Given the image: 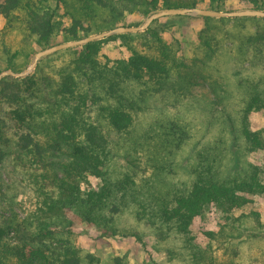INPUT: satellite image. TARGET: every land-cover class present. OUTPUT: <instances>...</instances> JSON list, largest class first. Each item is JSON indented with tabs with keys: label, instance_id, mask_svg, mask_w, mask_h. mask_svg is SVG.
Returning <instances> with one entry per match:
<instances>
[{
	"label": "trees",
	"instance_id": "trees-1",
	"mask_svg": "<svg viewBox=\"0 0 264 264\" xmlns=\"http://www.w3.org/2000/svg\"><path fill=\"white\" fill-rule=\"evenodd\" d=\"M241 1L264 10V0ZM194 7L229 10L228 0H0L5 21L0 29V73L25 70L36 48L53 46L59 32L68 42L125 26L132 15ZM202 20L192 58L182 56L178 41L162 36L153 26L156 20L145 32L110 38L127 40L129 58L101 62L100 40L48 57L26 78L0 79V202L7 194L2 166L9 157L24 169L25 175L19 167L16 171L24 182L27 177L36 198L35 209L22 221L13 209L18 205L15 194L10 197L11 216L0 219V264H100L74 245L71 227L80 221L115 236L119 218L127 214L160 241L180 239L191 264H236L232 258L218 260L210 245H197L192 225L214 207L225 215V227L241 238L242 220L248 215L235 219L233 214L252 203V197L264 195V167L248 163L243 171L225 177L221 155L199 151L186 182L163 181L160 188L156 177L163 175L170 156L191 143V130L179 119L152 121L145 130L136 120L157 95L189 94L200 84L216 93L221 84L208 67L229 41L236 62L262 69L239 84L245 96L233 132L246 154L264 148V129L253 131L249 119L252 112H264V19ZM113 133L118 135L115 142ZM121 150L141 154L150 173L142 174L135 163L138 157L128 159ZM60 155L66 160L56 162ZM88 177L100 180V186L84 189ZM12 232L18 243L9 240ZM207 235L217 240L213 232ZM225 242L230 244L228 236ZM115 264L124 262L117 257Z\"/></svg>",
	"mask_w": 264,
	"mask_h": 264
},
{
	"label": "rangeland",
	"instance_id": "rangeland-1",
	"mask_svg": "<svg viewBox=\"0 0 264 264\" xmlns=\"http://www.w3.org/2000/svg\"><path fill=\"white\" fill-rule=\"evenodd\" d=\"M228 7L229 10L226 11L249 8L241 0H228ZM176 17L158 19L153 26L161 31L162 36L168 42L178 41L182 45L183 57L192 58L193 49L198 42V36L204 27V22L201 17L185 16L188 17L186 19ZM145 19L146 17L137 15L129 16L125 26H139ZM4 22L0 15V29ZM231 27L228 25L226 28L230 29ZM111 37L103 39L104 43L99 54V60L112 62L129 58L127 40L122 37L110 39ZM64 42L63 35L59 32L53 38L52 44ZM227 43L230 42L225 41L223 43L219 56L211 64L209 63L208 67L212 78L218 79L221 84L220 87L217 86L216 93L212 86L200 84L193 87L189 94L157 95L148 102L147 108L136 116L140 129H148L152 121L163 122L165 119H179L182 123H186L191 130L193 137L191 143L174 156H170L165 162L167 169L162 176L156 177V183L160 188L163 181L168 183L186 182L190 178V167L199 151H210L221 155L222 171L225 177L243 171L248 163L264 167V148L246 154L241 141L236 139L235 132H233V125L238 127V114L245 96L244 89L239 84L245 82L253 74H261L262 69L255 70L250 64L236 62L228 51L230 46ZM224 44L228 46L224 47ZM36 49L37 52L42 50L39 47ZM249 119L253 131L264 129V112H252ZM117 136L116 133L112 134V142L116 141ZM119 152L120 155H130L128 159L138 157L135 163L139 165L141 173L145 176L150 173V166L144 165L145 158L142 156L140 159L141 154L135 153L134 150H121ZM120 155L118 159H120ZM12 158L9 157L2 166L3 186L7 194L0 202L1 221H6L11 216L8 207L10 197L14 194L18 200V205L14 206L13 209L20 220H25L36 205L34 194L30 186L26 185L29 180L26 176H24L26 182L20 179L21 173L25 175L24 169L22 166H18L21 173L17 172L18 167L13 165L15 163ZM54 160L56 162L65 161L66 158L60 155ZM119 169H124V165ZM144 169L146 170L144 171ZM100 184V180L88 177L82 187L84 189H97ZM14 187L15 190H13ZM252 201L233 214L235 219L241 218L242 215H248L246 219L242 220L244 231L241 238H236L233 229L225 227V215L216 208L210 207L203 216L197 217L193 222L191 231L195 243L203 248L210 245L214 251V256L221 261H228L232 258L236 264H264V195L254 196ZM257 214L258 216H256ZM257 217H259L260 224ZM117 227L119 232L115 236L105 235L99 228L80 221H76L70 230L74 245L81 250L82 254L91 253L96 256L100 264H115L117 257H120L124 264H191L187 256L181 251L183 242L180 239L160 241L149 227L136 223L130 214L119 218ZM123 232L131 235L124 236ZM208 232L220 234L216 237L217 240H211L207 235ZM132 234L136 236L134 237ZM227 236L230 244L225 242ZM18 239L19 237L15 232L10 233L9 240L11 242L18 243ZM170 252L173 255H170ZM171 256L172 260H169Z\"/></svg>",
	"mask_w": 264,
	"mask_h": 264
},
{
	"label": "water",
	"instance_id": "water-1",
	"mask_svg": "<svg viewBox=\"0 0 264 264\" xmlns=\"http://www.w3.org/2000/svg\"><path fill=\"white\" fill-rule=\"evenodd\" d=\"M170 16H192V17H201V18L208 17V18H217V19H221V18L234 19V18H245V17L264 18V10L248 8L237 11H220V10L200 8V7L168 8V9L155 10L151 12L146 17L145 21L139 26H119L114 29L101 32L95 35H90L78 40H72L64 43L55 44L48 48L42 49L34 55L32 63L27 69L21 72L5 70L0 73V79L5 77H13L20 79L26 78L35 71L38 64L42 60L58 52L67 49L82 47L89 43L100 41L114 35L145 32L156 20Z\"/></svg>",
	"mask_w": 264,
	"mask_h": 264
}]
</instances>
